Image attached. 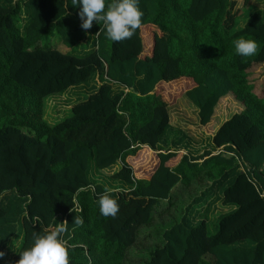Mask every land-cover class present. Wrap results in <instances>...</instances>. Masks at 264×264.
Masks as SVG:
<instances>
[{
    "label": "trees",
    "instance_id": "trees-1",
    "mask_svg": "<svg viewBox=\"0 0 264 264\" xmlns=\"http://www.w3.org/2000/svg\"><path fill=\"white\" fill-rule=\"evenodd\" d=\"M243 1L234 13V0H138L141 26L115 42L102 22L82 29L72 0H0V264L60 223L68 264H131L134 251L137 264H264V96L250 81L264 65V9ZM55 37L66 53L42 46ZM237 39L256 52L238 55ZM176 82L187 88L161 102ZM73 89L88 92L72 115L47 122V101ZM228 97L243 110L194 151L171 107L188 101L207 127ZM105 189L114 216L100 213ZM178 191L189 204L153 230ZM217 205L227 212L211 218ZM145 230L157 241L146 249Z\"/></svg>",
    "mask_w": 264,
    "mask_h": 264
},
{
    "label": "rangeland",
    "instance_id": "rangeland-1",
    "mask_svg": "<svg viewBox=\"0 0 264 264\" xmlns=\"http://www.w3.org/2000/svg\"><path fill=\"white\" fill-rule=\"evenodd\" d=\"M235 1V7H234V13L238 11L243 10L244 1L243 0H234ZM254 4H257L261 9H264V0H252ZM143 35L144 33L149 34L150 37L152 36L154 38V35L156 33L160 34L156 29L148 28L142 30ZM151 41V42H150ZM149 42L144 37V42L146 46V50L149 47H153V40L151 38ZM42 46L45 47H51L53 49H58L59 51L66 53L67 49L61 44L58 37L51 38L49 40H46L42 42ZM250 81L255 86V91L258 96L263 97L264 96V65L258 66L253 68L250 71ZM187 88V85L184 84L181 85V82L166 84L165 87H160V90L158 91L157 95H159V99L161 102L171 103L175 102L178 97L181 95V93ZM88 92V91H86ZM86 92L83 89H73L69 91L68 93L62 95V96H54L50 98L47 101V108L45 112V118L47 122L54 125L58 122L64 120L65 118H68L72 115V106L79 100L83 99L85 97ZM171 116H172V124L175 126L180 127L184 131L188 132L193 140V149L194 151H201L206 143L209 141V137H211L213 134H215V131L218 130V128L227 120L232 118L235 114L240 113L243 110V106L235 101L233 97H228L221 101L220 105L218 106L216 110V117L214 121L208 125L207 127H201V125L198 122L197 119V111L194 107L190 105V103L184 99H179L177 103L171 107ZM143 150V149H142ZM141 150V151H142ZM137 153V155L130 159H138L140 152ZM129 159V163L132 165V167H136L134 162ZM120 165L115 167L113 170L106 172L104 176H109L110 174L116 172L119 170ZM136 169V168H135ZM185 193V194H183ZM187 192H177L176 196V202L175 205L170 209L169 212L164 214L163 216H157L155 219L153 230H158L161 227L164 226V222L169 220L173 216H178L179 212L184 209L185 204H189V201L192 199V197H189ZM166 203H162V207ZM163 208V209H164ZM162 211V210H161ZM177 212V213H176ZM227 210L223 208L221 205H217V207L214 206L213 211L210 212L209 216L217 217L220 214L226 213ZM211 233H215V225L210 226ZM150 230H145L142 232L141 237H144V249L149 248L151 245H153L155 242H157L155 239L156 237H148ZM159 240V239H158ZM19 245V244H18ZM144 251V250H143ZM16 251H13L11 259L7 262L8 264H11L12 258L15 256ZM131 264H137L141 260L138 258L137 252L131 253ZM140 259V260H139Z\"/></svg>",
    "mask_w": 264,
    "mask_h": 264
},
{
    "label": "clouds",
    "instance_id": "clouds-1",
    "mask_svg": "<svg viewBox=\"0 0 264 264\" xmlns=\"http://www.w3.org/2000/svg\"><path fill=\"white\" fill-rule=\"evenodd\" d=\"M80 5V27L84 30L92 27L93 21L103 23V30L107 39L121 41L130 37L141 26L142 11L138 7V0H72ZM235 51L240 56H251L256 52L253 40L237 39L234 42ZM111 190L105 189L97 194V203L101 215H115L118 210L116 200L110 195ZM75 225H81L79 217L73 219ZM64 223L55 226L54 230H47L33 235L32 244L19 253L16 264H68L67 241L63 238ZM3 253H0L2 256Z\"/></svg>",
    "mask_w": 264,
    "mask_h": 264
},
{
    "label": "crops",
    "instance_id": "crops-1",
    "mask_svg": "<svg viewBox=\"0 0 264 264\" xmlns=\"http://www.w3.org/2000/svg\"><path fill=\"white\" fill-rule=\"evenodd\" d=\"M219 128H220V127H219ZM219 128H218V129H219ZM217 131H218V130H216L215 133H216ZM213 135H214V134H213ZM213 135H212V136H213Z\"/></svg>",
    "mask_w": 264,
    "mask_h": 264
}]
</instances>
